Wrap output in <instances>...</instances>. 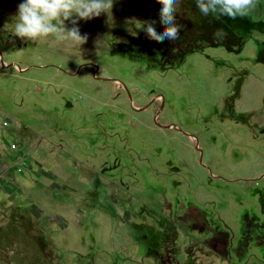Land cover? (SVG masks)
Returning a JSON list of instances; mask_svg holds the SVG:
<instances>
[{
  "label": "rangeland",
  "instance_id": "rangeland-1",
  "mask_svg": "<svg viewBox=\"0 0 264 264\" xmlns=\"http://www.w3.org/2000/svg\"><path fill=\"white\" fill-rule=\"evenodd\" d=\"M21 2L0 0V264H228L151 199L164 168L149 156L175 136L159 127L228 92L198 70L231 67L264 97V0L236 19L181 0L171 43L137 27L164 31L157 0H113L78 22L81 46L16 38Z\"/></svg>",
  "mask_w": 264,
  "mask_h": 264
},
{
  "label": "flooded vegetation",
  "instance_id": "flooded-vegetation-1",
  "mask_svg": "<svg viewBox=\"0 0 264 264\" xmlns=\"http://www.w3.org/2000/svg\"><path fill=\"white\" fill-rule=\"evenodd\" d=\"M212 69L198 71L228 92L206 100L205 113L189 112L195 120L181 111L172 113L177 121L159 127L175 136L151 150L150 162L164 168L158 170L160 188L151 184V199L197 230L201 244L228 264H264V97L245 94L246 82L233 68L218 77ZM204 186L214 189L202 193Z\"/></svg>",
  "mask_w": 264,
  "mask_h": 264
},
{
  "label": "clouds",
  "instance_id": "clouds-1",
  "mask_svg": "<svg viewBox=\"0 0 264 264\" xmlns=\"http://www.w3.org/2000/svg\"><path fill=\"white\" fill-rule=\"evenodd\" d=\"M162 6L159 12L163 32H157L156 21H146L138 25L151 40L163 43L179 39L182 26L177 22L176 9L181 0H157ZM200 12L208 16L217 14L230 19L244 18L253 11L258 0H196ZM113 7V0H22L18 4L14 36L21 41H43L49 37L58 43L81 46L87 42V35H82L78 22L99 17ZM65 22H70L68 27ZM226 33L217 29L214 39L223 38Z\"/></svg>",
  "mask_w": 264,
  "mask_h": 264
},
{
  "label": "trees",
  "instance_id": "trees-1",
  "mask_svg": "<svg viewBox=\"0 0 264 264\" xmlns=\"http://www.w3.org/2000/svg\"><path fill=\"white\" fill-rule=\"evenodd\" d=\"M203 50V49H202Z\"/></svg>",
  "mask_w": 264,
  "mask_h": 264
}]
</instances>
